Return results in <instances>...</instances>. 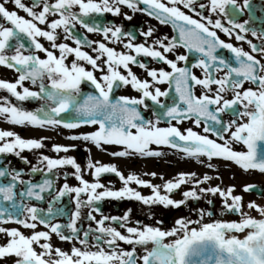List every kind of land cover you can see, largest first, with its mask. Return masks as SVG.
<instances>
[{
    "label": "snow or ice",
    "instance_id": "6c2138e0",
    "mask_svg": "<svg viewBox=\"0 0 264 264\" xmlns=\"http://www.w3.org/2000/svg\"><path fill=\"white\" fill-rule=\"evenodd\" d=\"M9 3L25 13L27 18L18 15L17 11L8 10L6 6ZM195 3L196 0H32L31 6H28L22 0H0V20L3 21L0 23V66L19 73L14 82L0 80V90L6 91L18 102L32 99L44 101L35 111H27L10 103L8 98L0 97V118L10 125L33 128L59 126L76 129L82 124L96 126L94 131L66 138L82 140L97 149H101L102 145L121 146L123 150L109 153L116 157L132 154L160 156L161 153L153 151L150 146L163 145L179 150L198 163L203 162L201 158H207L208 168L214 167L211 163L213 158H219L230 161L244 172L255 170L264 173V46L258 48L246 41L253 52L260 54L261 59H256L242 48L225 43L216 31L210 30L219 29L226 36L234 35L237 41L244 40L240 33L249 31L245 27L249 21L236 23L231 19L242 11L236 0H208L207 5L199 4L200 9L206 8L209 17L218 14L214 22L203 16L200 20L193 19L181 10L182 7L193 12ZM138 5L145 7L140 8ZM121 6L133 12H144L161 24H170L178 35L171 39L161 37L152 44H137L133 42V35L120 26L100 27L95 21L89 22L93 14L120 15ZM243 7H251L249 0H243ZM74 9H78V12ZM220 16L228 20L231 28L223 26ZM124 18L131 19L127 15ZM77 24L90 33L98 32L107 43H122L126 51L118 52L105 42L77 38L71 30ZM233 29H238L239 33ZM57 30H61L65 34L64 39L71 40L75 47L63 42L57 43L60 39ZM140 35L150 38L153 30L149 28L141 31ZM252 35L256 36L257 33L253 30ZM122 37H127L128 42L123 43ZM40 38L49 42L52 50L45 48ZM259 38L264 39V33ZM22 39H27L30 47L26 48L21 43ZM91 45H94L92 51L96 53L95 56L82 50L83 46ZM176 47L199 54L193 67L202 69L204 78L192 75L187 67L177 66V61L187 59L185 55H176L175 60L167 58V54ZM220 49H227L232 54L235 66L219 54ZM9 50L14 54L7 55ZM24 52L29 54L25 55ZM33 53H43L45 58L41 59ZM141 56L162 62L171 71L163 68L149 69L145 63L138 61L137 58ZM69 57L72 59L66 63ZM84 64L89 65L91 70H87ZM130 65L145 70L152 83L139 79L131 71ZM217 71L223 72L220 78L213 75ZM94 72H100L101 75L97 78ZM45 78L47 86L44 84ZM26 80L34 85L39 82V92L24 87L23 82ZM82 81L89 82L97 93L88 94L83 102L78 98ZM246 82L251 87L244 88ZM165 83L174 85L178 97L171 105L161 104L158 99L167 96V90L161 91L154 87ZM121 85H130L139 93V98L119 96L112 99L114 87ZM196 85L212 94L201 92L196 96L192 91ZM212 85L216 86L214 92ZM228 92L232 93L231 99L225 98L224 94ZM146 99L163 110V116L168 118L167 127H159L158 120H145L142 117L138 107L147 109ZM69 111L74 113L75 118L61 115ZM221 113H231L234 118L224 121ZM182 119H191L198 128L203 123V133H211L216 139H210L208 135L199 134L191 128L181 131L171 123L174 120L179 125ZM209 122L219 127L210 126ZM44 139H25L12 131L0 130V154L19 157L25 150L43 148ZM233 144L241 145L243 150H234ZM51 150L67 153L70 148L53 145ZM21 159L25 164L28 163L26 158ZM38 164L44 167L33 165L31 173H52L54 169L65 166L74 170L72 175L79 186L64 184L53 197V202L73 193L75 210L71 212L67 224H60L50 221V218L62 213V209L53 208V202L49 203L46 212L23 202L19 205L14 203L17 184L25 186L19 193L20 197L43 201L42 194L49 192L52 182L44 179L41 183H29L20 179L22 172H9L0 168V177L10 178L9 183L0 184V198L10 202L13 210H21L15 214L7 209L0 210V217L7 216V219H0V224L13 222L32 230L26 236L17 228L0 227V234L6 237V243L0 245V260L15 257L14 264H137V260L141 264H264V206L249 202L246 207L259 214V218L253 217L243 210L245 205L242 197L233 194V186L226 189L219 186L199 187V192L218 195L223 202V209L238 215V221L204 222V216L211 217L212 213L200 211V219L178 218L172 228L161 230L159 227L141 226L139 222L136 227L126 226L129 220V212L126 211L121 217L101 216L96 221V228L84 232V237L80 238L76 225L82 207L90 209V220L93 219L91 213L99 211L93 206L94 203L106 198L133 199L145 205L159 204L177 208L188 199H200L194 190L183 191V199L178 201L168 195L180 189L181 185L192 182L195 174L178 173L173 180L165 181L162 187L166 194L162 195L160 185H153L132 173L125 177L115 165L101 164L99 161H89L86 165L85 170L89 171L93 182L83 178L80 165L70 156L57 159L40 156ZM108 173L120 179L123 186L119 190L113 191L99 182L101 175ZM150 175L155 176V173ZM210 179L204 175L202 179L195 180L193 187ZM130 183L150 189L151 195H141L129 187ZM254 187L245 185L242 191L248 192ZM82 194L87 197L86 200L80 199ZM105 221L117 224L126 234H122L116 227L105 226ZM38 224L47 231H36ZM90 232L94 233L91 242L88 240ZM52 234L70 243L75 239L82 247L72 246L69 252L54 248L50 240ZM119 242L131 245V250L121 249ZM137 246L144 248V255L138 258L135 255Z\"/></svg>",
    "mask_w": 264,
    "mask_h": 264
},
{
    "label": "flooded vegetation",
    "instance_id": "af4514ba",
    "mask_svg": "<svg viewBox=\"0 0 264 264\" xmlns=\"http://www.w3.org/2000/svg\"><path fill=\"white\" fill-rule=\"evenodd\" d=\"M23 3H25L28 6H31L32 4V0H22ZM49 2H52V0H49ZM205 4L207 5L208 0H196L195 3V7H194V11L193 12H189L187 9H183L181 7V10L185 12L186 15H189L191 18L196 19V20H200L201 16L206 17V18H210L213 22L215 21V19L217 18L218 14L216 15H212L211 17H209V13L207 12L206 8L205 9H200L199 8V4ZM8 10L10 11H17L18 15L20 16H24L26 17V14L23 13L22 11L15 9L14 6L9 3L7 6ZM138 7L140 8H144V5H138ZM35 10H39V9H35ZM74 11L78 12V9H74ZM199 13V15L197 14ZM125 15L130 16L131 19H125ZM53 17H49V19H52ZM221 19V23L223 24L224 27H229L227 24V21L223 16L219 17ZM84 19H89V18H84ZM95 21L100 27H104V26H120L125 32L131 33L134 37L133 42L137 43V44H141V43H145V44H152L154 40L159 39L161 37H168L169 39H171L172 37L175 36V33L173 31V28L170 24H161L158 20L152 18L149 15H146L144 12H133L131 9L127 8L126 6H121V14L117 15V16H113L111 13H103L102 15H95L93 14V17L91 18V20L89 22ZM204 22V21H202ZM0 23H3L2 20H0ZM43 27V26H41ZM149 28H151L153 30V35L150 38H145L143 36L140 35L141 31H147ZM73 34L80 39H84L86 38L87 40L90 41H100V42H105L106 41L103 40L102 36L98 33V32H88L86 29L81 28L80 25H75L72 29ZM210 30H214L216 31L217 36L222 39V40H226L228 41L230 38H232L233 36H226L224 33L220 32L219 29H210ZM59 35H60V39L57 41V43L63 42V43H67L69 46L71 47H75V45L72 43L71 40H65L64 39V33L61 30H57ZM122 41L123 43H127V37H122ZM40 42L44 45L45 48H48L49 50H52L50 47L49 42L44 41L42 38H40ZM21 43H23L25 45V47H30L29 42L27 41V39H22ZM166 43V41H165ZM108 47H112L114 48L116 51L118 52H125L126 49L123 48V44L122 43H116V44H111V43H107ZM92 47H94V45L91 46H83L82 50L87 52L89 55L95 56L96 53H94L92 51ZM54 51V50H53ZM7 55H12L14 54L11 50H9L7 53ZM23 54L27 55L29 54L28 52H24ZM35 55H39L41 59L45 58L43 53H33ZM56 55H58V52L55 53ZM186 51L184 48L181 47H176L175 49L172 50V52L167 54V58L170 60H175V56L176 55H185ZM72 57L68 58V61H66V63H70ZM138 61L140 63H145L146 66L149 69H155V70H159L161 68H163L165 71H171V69H169L167 67V65H164L162 62H157V61H153L151 58H146V57H138L137 58ZM182 61H177V66L181 65ZM83 63V62H81ZM99 63V62H98ZM85 68L87 70H91L90 66L87 64H84ZM131 71L141 80H147L149 83H152L151 78L147 76V73L145 70L141 69L140 67H138L137 65H130ZM123 73V69L120 70ZM194 74L195 76L199 77V73L197 71V69H194ZM19 75V73L13 69L4 67V66H0V80H4L7 82H14L15 79L17 78V76ZM94 75L98 78L101 73L100 72H94ZM44 84L45 86H47V79H44ZM23 86L27 87L29 90L31 91H37L39 92V82H37V84H32L30 81L26 80L23 82ZM154 87H158L161 89V91H165L168 87V84H159V85H154ZM216 87H213L212 90L215 91ZM19 90V89H18ZM83 91H85L84 88V84L83 82L80 85V93H82ZM193 93L196 96H199L201 94V92H203V89L201 86L196 85L195 87L192 88ZM116 93L119 96H127V97H135V98H139V93L134 91L130 85H121L118 87ZM0 97H5L8 98L9 102L12 103L13 105H19L20 107H22L24 110L27 111H35L36 109L40 108L43 104L44 101L43 100H36V99H32V100H28V101H23V102H18L15 100L14 97H11L9 93H7L4 90H0ZM162 103H170L171 101L165 100L163 97H159L158 98ZM146 104L148 105L147 109H145L143 106L138 107V109L142 112L141 115L145 120H152V121H159L158 125H162V121L159 118V115L156 113L155 107L151 105V103L149 102V100L146 99ZM71 112V111H69ZM155 112V115H153V113ZM59 126L52 128V129H57ZM92 126H82L79 128H76L78 131H73L70 132V134H67V137L69 136H73V135H81L84 133H88L90 131H93V129H91ZM179 127H181V125H179ZM184 127H188V128H196V126L193 124L192 120H189L188 124ZM0 130H8V131H12L14 133H16L19 136H30L31 134H38L41 133V128H34L32 129L29 133H24L22 131H20V129H18L15 125H10L8 123L5 122V120L3 118H0ZM49 128H46V131H49ZM72 130V129H71ZM56 131V130H55ZM43 142V145L45 146V142ZM54 144H58V145H62V146H66L69 147L70 150L67 153H73L75 154V150H79L81 153L84 154V162L83 164H87L89 161L95 163L96 161H99L101 164H108L106 160L103 159V155H102V150L101 149H106V150H120V147H113V146H108V145H102L101 149H97L94 145L90 144V143H86L82 140H70L67 138H64L62 136L59 135H55V139L53 140ZM152 150H155L157 152H160L161 155L160 156H155L153 159H151V161L149 163H145L143 161H141L140 158H135L130 159L129 163L131 166H135L136 164L141 163L144 166L145 171H140L138 172L139 175H150V173H147V169H152L154 167H164L165 169H169L171 168V164H175V166H172V168L177 169L179 165L181 164H188V162L190 164H194L193 161H187L185 159V157H179L180 155L178 154H171V156L167 153V150L164 149L162 146H157V145H151L150 146ZM44 148V147H43ZM41 148V149H43ZM87 149V151H86ZM0 156H3V161L0 165V168H5L7 171L11 172L13 170L15 171H20L22 172V175L20 177V179L26 181V182H37L41 179V177L43 176V171L40 172H36V173H31L30 169L32 168L33 165H37V162L34 161V163L32 165H28L25 164L23 162V160L21 159V157L13 155V154H0ZM75 160L78 162V160L76 159V157L74 156ZM140 160V161H139ZM127 161L126 160H120V163H118V165L116 166V168L124 175L125 174V163ZM79 163V162H78ZM40 167V166H38ZM147 168V169H146ZM174 169V170H175ZM58 169H54L52 171V173L55 176V188H54V193L51 194L50 196H48L44 202L43 205H38L34 202H23L24 204H26L27 206H31V207H36L38 209H42V210H47L48 209V205L50 202H53V197L56 195V193L59 191V189L64 185V184H68L70 187H77L79 186V183H77L78 181L75 180L74 176L72 175V172H66V171H62L61 173H59L57 171ZM83 178L89 182H93L92 180H89V175H83ZM101 180H111L112 179H106L103 178ZM114 181H120L119 178L115 179ZM10 182V178L9 177H0V184H5V183H9ZM23 185H19L17 184L14 191L17 193L14 203L16 204H21L22 200L21 197L19 196V193L22 191ZM99 191V190H98ZM68 197V204L66 205V207L68 208V212L67 214L63 215V217H61L60 219L57 220L58 223L60 224H67L70 216H71V212L75 210V205L72 202V197L74 196L73 193H68L66 194ZM62 198V197H61ZM60 198V199H61ZM81 200H86L87 197L85 195H81L80 197ZM120 200V208H123L124 211L127 210L130 207H135L138 203V201L133 200V199H118ZM101 204L102 206L99 208L97 206V204ZM3 210L7 209V211H13L10 205V202H5V201H1ZM113 204L114 201L112 199H105L99 202H95L94 203V207H96L97 209H99L98 212H92L91 215L93 217V219H89L88 215L90 212V209L85 206L82 207L80 210V219L77 221V229L79 230V237L80 235H84V232H88L89 230L95 229L96 228V221L101 219V216L104 217H111L109 216L108 213H112V211L114 213H118L115 212L113 209ZM64 206V200H59V201H55L53 202V208L55 209H59L62 208ZM66 216V217H65ZM23 218V217H20ZM3 219V218H2ZM5 219H7V216L5 217ZM108 223H110V221H105V225H107ZM0 227H4V228H20L22 229V227L16 223L13 222H8V223H2L0 224ZM42 225H37V229L36 231H40L42 230ZM45 231H47V229H44ZM66 233H68V230L65 229L64 230ZM70 234V233H68ZM90 234H94L92 232L89 233ZM96 234V233H95ZM88 236V237H89ZM2 243H6V237L3 234H0V244ZM11 263V257L10 259H2L0 260V264H10Z\"/></svg>",
    "mask_w": 264,
    "mask_h": 264
},
{
    "label": "rangeland",
    "instance_id": "374dc122",
    "mask_svg": "<svg viewBox=\"0 0 264 264\" xmlns=\"http://www.w3.org/2000/svg\"><path fill=\"white\" fill-rule=\"evenodd\" d=\"M25 129L26 128L23 127L20 131L24 132ZM23 138L26 139V138H30V137L29 136H23ZM33 151H36L35 153H36V155H38V157H39V155H41V156H48L49 155L48 154L49 152L47 150H43V151L38 152L39 150L34 149ZM217 164H218V177H219L218 180H219L220 185L222 187H226L228 185V183L232 184L231 182H233V181L237 184H240V183L246 181V175L241 174V172L238 169L232 167L231 165H229L227 163H223V162H220V163L218 162ZM204 169L207 170L208 168H204ZM250 178H252V179L255 178V180L259 179V178L254 177L253 175H250ZM220 179L224 180V181H221ZM252 179H250V180H252ZM263 198H264V196H263ZM219 201L222 202L221 199H219ZM255 203L256 204H259V203L264 204L263 201H256ZM243 210L245 211V208ZM228 218L234 219L236 221V217H233V218L228 217ZM237 219H240V218H237Z\"/></svg>",
    "mask_w": 264,
    "mask_h": 264
},
{
    "label": "bare ground",
    "instance_id": "6f19581e",
    "mask_svg": "<svg viewBox=\"0 0 264 264\" xmlns=\"http://www.w3.org/2000/svg\"><path fill=\"white\" fill-rule=\"evenodd\" d=\"M191 170L190 171H192L193 173H199V170H198V167H189ZM254 175V177H256L257 178V176H261L262 177V179L264 180V175H261V174H253ZM216 177H218V173H216ZM250 179V178H249ZM221 180V179H220ZM221 181H224V180H221ZM246 184V183H245ZM229 186V183H228V185L226 186V188ZM222 189H225V187H222ZM234 195H240L241 197H242V199H244V200H242V202H243V204L245 205V208H246V206H247V202L249 201V197H246V195H244L243 193H241V192H239V191H234V193H233ZM253 217H256V218H259V214L257 215V216H255V215H252Z\"/></svg>",
    "mask_w": 264,
    "mask_h": 264
}]
</instances>
